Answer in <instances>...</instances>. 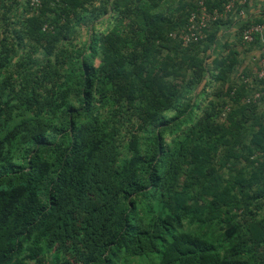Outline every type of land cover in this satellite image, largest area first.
Instances as JSON below:
<instances>
[{"label":"trees","instance_id":"16d2710c","mask_svg":"<svg viewBox=\"0 0 264 264\" xmlns=\"http://www.w3.org/2000/svg\"><path fill=\"white\" fill-rule=\"evenodd\" d=\"M82 1L62 0L52 26L34 16L27 20L31 27L23 46L34 51L42 45L41 40H47L48 57L37 66L31 60L21 73L18 89L10 76H2L13 48L0 36V102L10 93L13 97L8 110L0 114V264H114L123 252L122 259L130 263L134 258L153 255L157 264H264V226L255 218L247 217L248 208L253 204L247 189L262 180L263 170L253 171L247 178L242 174L237 177L247 196L243 199L229 194L231 182L227 181L220 190V175L209 182L214 186L203 187L204 194L211 197L207 203L209 211L214 213L221 207L226 211L228 219H224L233 228L228 234L203 225L193 231L184 230L182 223L185 217H190L189 223H193L195 216L194 207L187 205L190 182L185 181L178 188L184 164L211 162L221 147L227 156L241 158L233 153L232 146H227L232 143L226 139L228 125L239 123L235 114H228L225 125L218 124L213 115H207L201 124L197 123L198 129L192 130V137L186 136L188 142L178 140L172 147L164 145L162 132L179 131L191 114L162 120L164 128L153 131L143 149L131 129L135 121L139 129L156 121L159 112L173 105L178 91L154 76L151 69L140 80L145 59L133 66L138 77L135 82H116L99 91L95 88L99 75L117 74L119 62L124 64L122 46L138 55L134 50L138 43L143 45L145 54L149 42L163 36V22L168 26L164 39L185 50L203 42L215 43L223 19L209 25L201 41L183 46L171 36L184 29L198 0H101L100 8H109L116 22L106 36L110 47L103 55V66L95 68L91 63L93 55L76 62L67 56L64 48L54 50V43L63 39L64 30L71 29L69 12L82 7ZM227 1L207 0V5L219 8ZM45 3L42 2V7L56 6L59 0ZM2 5L5 9L0 0ZM7 6L9 10L11 6ZM174 7L181 8L180 13L185 8L188 11L178 16V20H172L167 15ZM7 12L1 19L5 23ZM126 18L131 21V40L124 36ZM44 26H47L45 30ZM99 41V38L91 39L93 53ZM229 48V45L223 46L215 63L214 70L220 78L235 70L240 62ZM67 65L76 67L74 90L66 80L60 81ZM217 76L212 75L213 79ZM257 80L264 83V79ZM138 83L152 94L148 103L133 104L137 89L143 90ZM261 86L260 99H263L264 86ZM245 87L227 89L228 95H233L231 102L241 110L248 108L240 105L242 94L256 88L249 91ZM73 92L79 103L77 109L68 104ZM124 98L129 109L124 117L119 116L121 120H115L119 115L117 105V109L102 113L104 107ZM197 106L195 102L191 111ZM64 109L71 112L55 124L57 114ZM260 121L258 130L250 137L251 153L264 154V116ZM125 126H128L126 134H130L127 154H122L121 132ZM23 147L28 152L22 161L14 162L15 154ZM210 168L215 170L214 166ZM257 191L264 198V189ZM233 210L242 213L240 220L230 217Z\"/></svg>","mask_w":264,"mask_h":264},{"label":"rangeland","instance_id":"374dc122","mask_svg":"<svg viewBox=\"0 0 264 264\" xmlns=\"http://www.w3.org/2000/svg\"><path fill=\"white\" fill-rule=\"evenodd\" d=\"M46 1L48 0H42L43 4ZM61 1L62 0H59V3H57L58 5L56 6L46 5L42 7L41 10L30 12L29 7L27 6V0H3L5 9H3V5L2 7L0 6V36L6 40V43L10 44L13 51L10 55V62L5 71H3L2 76H10L15 89H18L21 81V73L28 67L31 60H34V66H37L38 64L43 63L48 57L46 52L47 40H41L40 43L42 45L37 46L38 49H35L34 51L32 48L29 49L27 46H23L26 42L25 36L29 34L31 27H28L27 20L34 16L36 18L38 17V20L41 19L45 21L46 25L51 23L50 26H52L56 21V15L60 13ZM82 3V7H77L74 9V12L73 10L69 12L68 19L70 21L69 26L71 29L70 31L64 30L65 35L63 39L54 43V50L64 48L67 56L75 59L76 62H81L86 57L93 55L91 63L95 68H100L103 66V55L110 47V40H107L106 36L110 33V30L115 24L116 17L115 14H112V11L109 8H100L101 0H94L91 3L83 0ZM7 4L11 6L9 10H7ZM177 9L174 7L167 17L172 18V20H178V16L183 15L188 11V9L185 8L184 11L180 13L181 8ZM5 11H8V20L6 23L1 20L2 14ZM165 23L166 22L162 23L163 36L168 28ZM130 26V18L124 19V36H129V40H131L129 31ZM163 36L159 35V38L155 39L153 43L149 42L146 46L147 50L145 51V54H143V45H139L138 43L135 45L134 49L138 55L132 53L133 49L127 50L125 46L121 45L122 48L120 53H123L122 60L124 64L119 62V65L121 66L118 68L116 72L117 74L105 77L104 75H99V78L95 83V88L99 91L103 86L111 85L116 82H124V84L135 82L134 80H138V77L133 71V66L136 62L145 59L144 70L141 74L142 78H139L140 80L144 79V76H146L147 73L150 74L147 70L151 69L154 76L161 78L160 80H162V82L170 84L178 91L179 96L175 99L173 105L167 110L159 112L156 121L150 125H145L140 129L137 126V121H135V125L131 129L134 130L143 149L152 137L153 131L157 128H164L162 120H171L175 117H183L189 113L191 114L190 120L184 122L180 126L179 131L166 130L162 132L161 136L164 145L172 147V145L178 140L181 141L186 139L188 142L186 136L188 135L191 138L194 132L192 130H197V123L200 122L199 124H201L203 121L202 119L207 115H213V117H216V122L218 124L225 125V119L228 114H235L234 118L238 120L239 123L237 125H228L226 139L233 144L227 146H232L234 148L233 153L240 155L241 158L235 160L229 155L228 157L225 149L221 147L218 149L214 156V160L211 162L203 161V163H199V165L198 163L193 165V163L187 161L183 166L181 178L178 183V188H180L185 181L190 182V186L188 187L189 198L187 205H192L195 211L193 223H189L190 217H185L182 220L184 230L193 231L203 225L205 227H213L218 232L223 231L228 234L233 228L230 221L227 220L226 211L222 207L214 213L209 211L210 207L207 206V203L211 200V197L204 194L203 187L205 186L207 189L210 188L209 186H214L215 184H209V182L212 181L214 177L220 175L222 178V186L220 187V190L224 188L227 181L231 182L229 194H235L243 199L247 196L243 193L245 190H241L237 177L242 174L244 178H247L253 171L261 173L263 170L264 173V154L258 151L253 153L249 151L251 148L250 137L256 133L258 130V124L261 122L260 118L261 116H264V98L256 100L251 99L254 93L261 92V85L264 86V83H261L256 79L254 70L253 72L248 70L249 72L240 73V67L238 70L235 69L230 73H226L224 78L218 77L216 75L217 71L214 70V67L216 61L219 60V55L216 56V54H213V50L219 46L218 42H203L199 46H192L191 48L181 50L173 43L166 41ZM94 37L99 38L100 40L95 46V53L90 49L92 46L91 39ZM216 45L218 46L216 47ZM30 52H33V55L31 56L32 59H29ZM64 71V77H62L60 81L66 80L65 83L72 84L74 90V84L76 82L75 77H73L74 72L76 71L75 65L69 67L67 65V68L64 67ZM212 75H215L218 78L216 77L217 79H213ZM136 85L143 87V90L137 89L133 104L137 105L140 104V102L148 103L152 98V94L146 92V88L142 83ZM240 85L246 86V90L249 91L256 86L254 91H248L249 93L242 94L240 97V105L243 104L247 106L248 108L246 110H241L238 104H233L230 99L233 95H228L227 93L228 88L233 87V89L237 90V87ZM203 91L204 94L202 95ZM76 96L75 92H73L68 97V104L75 109L79 106V103L76 101ZM248 100L250 101L248 102ZM12 102L13 97L12 93H10L4 101L0 102V114L6 112ZM195 102H197L198 106L191 111L190 107L193 106ZM116 105L119 106V115L115 120H121L119 116H121V118L124 117L122 115H126L125 112L129 109L125 98L124 100L118 101V103L114 102L113 106L104 107L102 113H104V115L107 114L109 111L113 110V108H116ZM69 111L71 112V109H64L63 112L58 113L54 120L55 124H58L60 118L65 117ZM127 127L128 126H125L121 132L123 138L121 143L122 154H127V138L130 134H126ZM59 128H61V126H59ZM190 138L189 140H191ZM31 148L32 147H30L29 150H31ZM27 150L28 149H25V147L20 149L15 154V159L13 161L19 162L20 159L22 161L26 152H28ZM210 156L212 155L210 154ZM251 156L254 160L251 159ZM245 158H247V160ZM210 166H214L215 170H212ZM47 184L48 181L45 182L42 187L45 188ZM259 188L264 189V176L258 184L247 189V194L251 195L253 200L252 206L250 205L248 208L249 212L247 217L255 218V220H258V222L264 226V198L258 195L257 189ZM218 189L219 187L217 190ZM241 214L240 211L233 210V214L230 215V217L240 220ZM121 254L119 260L114 264H157V259L153 255L134 258L133 263H130L131 261L128 262V259H122L124 258V252ZM30 264H32V262H30Z\"/></svg>","mask_w":264,"mask_h":264},{"label":"built area","instance_id":"2783aa9c","mask_svg":"<svg viewBox=\"0 0 264 264\" xmlns=\"http://www.w3.org/2000/svg\"><path fill=\"white\" fill-rule=\"evenodd\" d=\"M247 0H228L221 7H211L207 5V0H198L195 8L190 12L184 29L178 34H172V38H177L183 46L201 41L205 36V30L212 23L223 19L228 13L236 12L239 16H244L245 5ZM29 8L31 11H38L42 7V0H29ZM47 26L43 27L45 30ZM264 26L262 24H251L246 26L242 31V41L244 43H252L255 36L262 34ZM253 61L258 63L255 71L257 79H264V45L260 48V55ZM260 98V93H255L251 100ZM250 100H248L249 102Z\"/></svg>","mask_w":264,"mask_h":264},{"label":"crops","instance_id":"0c3cea01","mask_svg":"<svg viewBox=\"0 0 264 264\" xmlns=\"http://www.w3.org/2000/svg\"><path fill=\"white\" fill-rule=\"evenodd\" d=\"M251 24L264 26V0H247L244 16H239L236 12L228 13L217 32L216 43L218 42L219 46L216 45L218 47L213 50V54L217 56L218 53L223 52V46L229 45V49L238 55L240 62L236 69L240 67V73L249 72L248 70L256 71L258 63L253 59L259 57L260 46L264 45V30L252 43L247 44L242 41L244 27Z\"/></svg>","mask_w":264,"mask_h":264}]
</instances>
